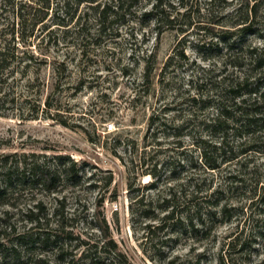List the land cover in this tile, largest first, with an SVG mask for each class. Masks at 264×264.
Instances as JSON below:
<instances>
[{
    "label": "rangeland",
    "instance_id": "obj_1",
    "mask_svg": "<svg viewBox=\"0 0 264 264\" xmlns=\"http://www.w3.org/2000/svg\"><path fill=\"white\" fill-rule=\"evenodd\" d=\"M57 1L33 27L42 4L0 0L20 63L0 106V264H264V100L222 147L208 103L242 73L264 93V0H140L101 37ZM56 155L79 174L49 192L27 170Z\"/></svg>",
    "mask_w": 264,
    "mask_h": 264
},
{
    "label": "trees",
    "instance_id": "obj_2",
    "mask_svg": "<svg viewBox=\"0 0 264 264\" xmlns=\"http://www.w3.org/2000/svg\"><path fill=\"white\" fill-rule=\"evenodd\" d=\"M51 1L53 0H33L35 5L42 4L41 12H43L42 17L37 16V14L33 16V27L42 23L46 19L47 13L51 9ZM71 3H74L76 8L81 5L87 6V9L90 10L91 14L93 15V21L96 24L97 35L101 37L104 36L106 32L109 31V29H112V26L115 24L126 25L129 22V17L134 15L133 11L138 7L140 0H61L57 1L55 4L56 7L62 6L66 12ZM159 8L160 5L156 3L153 6V12L151 13H156L157 16L159 14ZM252 10L250 12H252ZM148 14L150 13H143L142 15L146 17ZM163 15L164 11L161 9V16ZM169 23H171V21H169ZM248 23V19H245L242 23H239L237 26L240 27L237 29L236 33H240L241 35L245 36V33H248V30L250 29ZM5 36H7L8 39L5 38ZM15 45L16 43L14 33L11 32L4 34L3 30H1L0 106L2 107L8 103H15L14 99H10V93L6 92L10 89H13V87L9 86L8 80H10V78H12L14 74L17 73V69L20 67V63H14L17 57V49ZM252 64L256 69L264 67V59H255L254 63ZM233 67L237 69L243 68V66L240 64L234 65ZM22 68L25 70L27 68V63H25L24 67ZM258 81V78L256 79L253 76L242 73V75L237 77L235 80L231 79L228 81L227 79H222V81L218 82L219 84L221 83V88L219 91L215 92L216 95H213V101L209 100L208 103L213 102L214 109L216 111V117L210 120V128L216 129L218 133L222 135L220 147H222L224 144L223 135L226 134V131L229 127H235L237 131L240 129L248 130L254 127L259 120L260 113L257 109V105L260 104L259 101H261V99L264 100V93H260L258 89H251V87L254 85V87L257 86ZM24 102L29 104V99L25 97ZM192 102L196 103L197 101L195 98H193ZM46 108L50 109L48 103H46ZM52 159L55 161V165L53 167L41 169L39 166L32 165L28 170H21L20 175L25 176L27 170L31 177H34L35 180L49 192H54L57 187L60 186V184L65 180V178H70V180L78 179L79 169L77 168L76 162L69 159V157L62 155L53 156ZM66 165H68V167ZM60 166L63 168L62 170L58 169ZM207 168L210 170H215L217 169V166L208 165ZM146 172L147 171H144L142 173L147 174ZM149 174L153 179H155L154 183L151 184V187H153L155 184H157L158 179H156V175L154 173L150 172ZM11 175L12 173L7 169L5 171V176L10 179ZM262 190V194L256 197V201L260 200L264 204V188ZM3 193L4 189H0V197ZM189 198L191 206L197 209L198 212V202L195 203L193 201L195 199L194 196H190ZM136 202L141 203V200ZM141 214L142 216L146 215L145 211H143ZM220 264H224V260H222V258Z\"/></svg>",
    "mask_w": 264,
    "mask_h": 264
},
{
    "label": "built area",
    "instance_id": "obj_3",
    "mask_svg": "<svg viewBox=\"0 0 264 264\" xmlns=\"http://www.w3.org/2000/svg\"><path fill=\"white\" fill-rule=\"evenodd\" d=\"M109 127V129H110V126H108Z\"/></svg>",
    "mask_w": 264,
    "mask_h": 264
}]
</instances>
